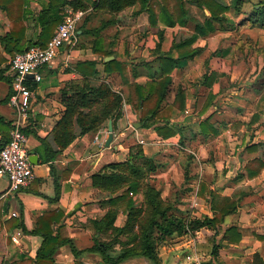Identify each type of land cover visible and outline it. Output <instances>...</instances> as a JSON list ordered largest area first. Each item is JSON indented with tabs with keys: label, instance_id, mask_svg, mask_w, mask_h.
<instances>
[{
	"label": "crops",
	"instance_id": "obj_1",
	"mask_svg": "<svg viewBox=\"0 0 264 264\" xmlns=\"http://www.w3.org/2000/svg\"><path fill=\"white\" fill-rule=\"evenodd\" d=\"M67 1L85 6L75 9L65 4L60 8L62 17L69 8L84 12L74 36L50 64L39 69V81L32 75L27 77L33 95L23 130L29 158L35 162L34 179L28 187L12 190L7 178L0 175V264H34L43 238L29 235L15 224L22 221L27 231L35 230L39 218L48 213L58 217L51 223L53 231L81 251L75 256L69 245L58 247L53 264H104L101 255L90 249L106 237L95 231L91 221L115 208V225L121 226L126 215L121 207L108 204V195L93 187L91 176L106 164L125 160L139 139L143 140L144 154L159 165L150 174L149 183L163 201L173 205L174 215L185 219L212 217L214 201L239 200L236 210L216 229L201 228L161 240L163 249H157L161 264H206L213 242L221 243L213 264L264 263V239L259 238L264 237V166L252 178L244 169L254 158L264 160V77L260 73L264 65H250L243 57L248 43L256 45L251 51L263 55L264 42L259 36L264 29L249 27L246 21L261 0H217L229 8L221 13L224 22H214V31L206 34L196 32V24L210 17L200 0H183L188 15L183 24L177 20L175 0H165L167 12L162 0H151L152 13L136 4L117 14L95 10L96 0ZM5 2L24 11L25 38L19 50L37 46L42 28L39 16L49 0ZM170 16L173 25H169ZM12 25L0 6V148L9 139L15 117L8 98L9 61L16 50L3 41ZM195 34L189 45L177 47ZM195 49L198 52L193 57L177 60L169 73L164 99L153 120L144 126L142 107L135 104L142 103L145 90L163 78L159 57L177 59L180 53ZM111 60L115 63L107 66ZM85 84H107L121 95L120 116L112 121L113 138L105 146L108 119L58 151L53 131L64 115L63 98ZM179 90L182 97L175 105ZM205 120L215 132L208 127L201 133L200 124ZM166 130L173 134L164 136ZM52 151L58 153L42 162L41 158ZM133 201L140 207L142 195H134ZM230 226L240 235L237 243L221 239ZM12 236H17V241H12ZM168 241L179 242L170 246ZM119 247L114 245L116 250ZM118 264L152 263L132 256Z\"/></svg>",
	"mask_w": 264,
	"mask_h": 264
},
{
	"label": "trees",
	"instance_id": "obj_2",
	"mask_svg": "<svg viewBox=\"0 0 264 264\" xmlns=\"http://www.w3.org/2000/svg\"><path fill=\"white\" fill-rule=\"evenodd\" d=\"M150 1L96 0L93 8L110 14H117L128 7L138 4L140 10L148 8V11L152 13ZM162 1L163 11L167 12L165 0ZM175 1L179 11L177 20L179 24H183L188 19L184 1ZM65 4H71L75 9H85V6L78 1L49 0L47 6L41 11L39 16L42 28L37 46L44 47L50 40L53 30L62 20L60 8ZM200 4L208 9L210 17L203 24H196V32L197 34H206L214 31V22H224L221 13L226 12L229 7L219 3L217 0H200ZM256 5L251 14L247 16L246 21H248L249 27L264 29V0L259 1ZM0 6L13 21L10 33L3 41L16 50L14 54L25 51L26 49L20 51L18 48L20 41L25 38L22 27L25 17L23 9H20V6H18L17 10H15L14 7L6 4L5 0H0ZM236 6L238 5L236 4ZM170 18L169 25H173L175 23L172 19L173 17L170 16ZM197 34L178 44L177 47L189 45L196 39ZM197 52V49L182 52L177 59H171L166 56L159 57L162 66L161 70L164 73L163 78L150 85L148 90H145L147 95L142 97V103L135 104L137 107H142L144 126H148L149 122L153 120L152 117L164 99L167 85L170 82L169 73L176 66L177 60L191 58ZM113 63L115 62L111 60L105 64L108 66ZM136 89L139 92L143 90L138 86H136ZM181 97L182 91L179 90L175 97V105H178ZM63 103L65 106L64 115L53 131V138L59 146L58 151L67 147L77 136L94 131L101 124L105 123L106 120L112 119L114 123L120 116L122 97L120 94L113 92L107 84H100L99 86L85 84L75 89L71 95L65 96ZM149 114L151 115L150 117L148 116ZM208 127L215 132V129L205 120L200 124L201 133L204 134L205 130H208ZM159 131L162 132V130ZM167 132L173 134V131L166 130L164 136H167ZM58 151H52L51 155L45 158L42 157L41 161L48 162ZM263 166L264 160L260 158L248 161L244 167L247 177H255ZM158 168L159 165L155 162L154 158L146 156L142 146L135 144L130 147L128 157L125 160L106 164L92 174L93 187L106 193L109 197L107 199L108 204L121 207L126 215V220L121 226L115 225L117 218V209L115 208L109 209L101 219L91 221L95 231L106 237L104 241H96L95 245L90 249V251L98 252L101 255L104 264H118L122 260L132 256H142L147 258L152 264H161L157 250L158 241L172 235L192 234L201 228L216 229L217 226L223 223L225 216L234 212L239 204V200L234 197L223 198L219 203L214 201L211 205V209L213 210L212 217L203 216L202 218L185 219L176 216L171 213L173 205L170 202L163 201L158 190L149 183L150 174ZM187 172L188 170L185 169V176ZM118 191H122L121 194L111 197V195ZM136 194H141L143 197L140 207H136L133 201V196ZM55 216L53 213H48L39 218L38 227L31 231L26 230L22 221H17L15 224L27 234L40 235L43 238V243L36 254L34 264H53V254L58 247L66 244L71 247L75 256L81 252L75 249L71 240L65 239L53 231L51 223L52 221H57L58 218ZM121 236L124 237L123 240L120 238ZM259 238L264 239V237ZM221 239L226 240L227 244L237 243L240 240V235L235 226H230L224 230ZM116 244L120 246L118 250L114 248ZM220 246L221 243L213 242L210 253L211 257L206 264L214 263ZM255 259H259L256 254L254 256V261L256 262ZM259 264L264 263L260 262Z\"/></svg>",
	"mask_w": 264,
	"mask_h": 264
},
{
	"label": "built area",
	"instance_id": "obj_3",
	"mask_svg": "<svg viewBox=\"0 0 264 264\" xmlns=\"http://www.w3.org/2000/svg\"><path fill=\"white\" fill-rule=\"evenodd\" d=\"M83 16V11L69 8L44 47L31 46L10 58L11 81L8 102L14 109L15 117L9 139L0 148V175L7 178L9 188L12 190L28 187L34 179L32 163L26 149L27 135L23 130L33 95L27 84V77L32 75L36 82L41 79L39 69L50 64L56 58L59 49L71 41ZM142 143L143 140L139 139L138 144ZM17 239V236H12V241Z\"/></svg>",
	"mask_w": 264,
	"mask_h": 264
},
{
	"label": "rangeland",
	"instance_id": "obj_4",
	"mask_svg": "<svg viewBox=\"0 0 264 264\" xmlns=\"http://www.w3.org/2000/svg\"><path fill=\"white\" fill-rule=\"evenodd\" d=\"M261 37V38H260ZM259 38L261 39V42H264V33H261V35L259 36ZM263 46H262V53H263V55H260V54H258L257 52H255V51H251V49L253 48V47H255L256 45H252L251 43H248L247 44V48H248V51H247V54H244L243 55V57H244V59H245V62L246 63H249L250 65H259V64H262L263 63V65H264V44H262ZM263 69V68H262ZM260 73H261V75L264 77V71H260ZM251 75V74H250ZM252 76H253V74H252ZM123 239H124V237H122ZM122 239V240H123ZM180 241V240H179ZM178 241V242H179ZM161 242L162 241H159L158 243H157V249H158V247H159V249H163L162 247L164 246L163 245V243L161 244ZM178 242H176V241H173V242H171V241H168L166 244L167 245H170V246H172V245H175V243H178ZM166 247H168V246H166ZM212 247V246H211ZM120 248V247H119ZM159 252V251H158Z\"/></svg>",
	"mask_w": 264,
	"mask_h": 264
},
{
	"label": "water",
	"instance_id": "obj_5",
	"mask_svg": "<svg viewBox=\"0 0 264 264\" xmlns=\"http://www.w3.org/2000/svg\"><path fill=\"white\" fill-rule=\"evenodd\" d=\"M112 138H113L112 120L109 119V121H108V136H107V139L105 141V146H109V143L111 142ZM29 159H30L32 164H35V162L32 160L31 157Z\"/></svg>",
	"mask_w": 264,
	"mask_h": 264
}]
</instances>
